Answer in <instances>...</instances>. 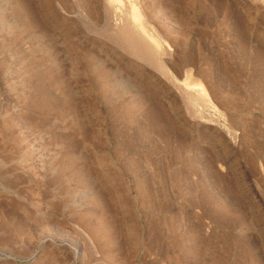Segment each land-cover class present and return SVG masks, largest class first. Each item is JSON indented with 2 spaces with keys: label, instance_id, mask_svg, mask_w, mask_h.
Segmentation results:
<instances>
[{
  "label": "rangeland",
  "instance_id": "rangeland-1",
  "mask_svg": "<svg viewBox=\"0 0 264 264\" xmlns=\"http://www.w3.org/2000/svg\"><path fill=\"white\" fill-rule=\"evenodd\" d=\"M0 264H264V4L0 0Z\"/></svg>",
  "mask_w": 264,
  "mask_h": 264
},
{
  "label": "bare ground",
  "instance_id": "bare-ground-1",
  "mask_svg": "<svg viewBox=\"0 0 264 264\" xmlns=\"http://www.w3.org/2000/svg\"><path fill=\"white\" fill-rule=\"evenodd\" d=\"M102 1V0H101ZM106 1V0H105ZM255 1H257V0H255ZM260 1V3H262V4H264V0H259ZM137 2V1H136ZM104 3V2H103ZM136 4V3H135ZM132 5V4H131ZM137 5V4H136ZM132 8V7H131ZM141 11V10H140ZM127 12V11H126ZM137 13H136V9H134V8H132L131 9V11L129 12V17H132L133 19H138V15H136ZM125 16H127V13H126V15ZM130 20V19H129ZM145 20H146V18H145ZM149 21V20H148ZM133 23V22H132ZM135 23H136V21H135ZM134 23V24H135ZM141 23H143V22H141ZM145 23V22H144ZM137 24V25H136ZM135 24V29L137 30V31H139L142 35H143V39H146V35H147V33H145L146 31V29L144 28L145 27V25H144V27H143V25L142 24H139L138 25V23H136ZM128 26V25H127ZM124 28H126L125 26H123ZM129 27V26H128ZM145 30H144V29ZM124 32V31H123ZM128 32V31H127ZM149 32V31H148ZM125 33V32H124ZM154 33V32H153ZM127 34V33H126ZM125 36V35H124ZM154 37H156V36H154ZM142 39V40H143ZM147 40V39H146ZM145 40V41H146ZM158 40V39H157ZM147 43V42H146ZM146 43L144 44L145 46H146ZM150 43V42H149ZM149 43H148V45H149ZM150 46V45H149ZM148 46V47H149ZM151 49H152V47H150ZM162 68V67H161ZM164 68V67H163ZM162 71H163V69H162ZM196 85V84H195ZM202 85V84H201ZM201 85H198L199 86V88H198V86H197V88H198V90L200 91V93L202 94V96H203V99L204 98H209V96H208V94L206 93V91H205V87H203V86H201ZM199 97V96H198ZM205 100V99H204ZM207 101V100H206ZM205 101V102H206ZM208 101H209V99H208ZM209 102H211V100L209 101ZM207 104H209V103H207ZM210 106V105H209Z\"/></svg>",
  "mask_w": 264,
  "mask_h": 264
}]
</instances>
